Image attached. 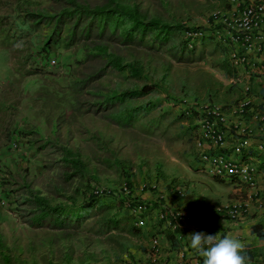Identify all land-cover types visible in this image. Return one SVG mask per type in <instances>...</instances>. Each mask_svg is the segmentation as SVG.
<instances>
[{
	"label": "rangeland",
	"instance_id": "obj_1",
	"mask_svg": "<svg viewBox=\"0 0 264 264\" xmlns=\"http://www.w3.org/2000/svg\"><path fill=\"white\" fill-rule=\"evenodd\" d=\"M89 1L96 4L104 0ZM121 1L139 5L150 18L205 31L214 24V13L228 11L221 9L222 0ZM64 2L0 0V201L9 203L8 207L0 204V238L12 264H131L125 263V243L130 244L128 249L137 251L135 246L140 238L130 228L125 230V222L119 229L101 230L94 211L83 220L78 235L65 237L61 231L31 227L22 202L32 191H39L53 204L68 203L73 189L78 186L82 189L87 184L91 185L87 193L105 189L108 196L102 198L115 204L121 197L110 196V191L133 180L135 190L144 185L147 188L145 201L151 207L148 219L152 223L154 216L159 219L163 205L169 206L162 203V208L157 209L154 205H159L161 195L170 193L165 185L170 176L166 172L173 173L177 160L188 168L198 164L204 172L200 148L195 150L192 141L198 116L182 119V101H207L208 94L213 93L215 102L233 111L243 96V87L222 79L226 58L214 41H207L193 55L185 53L190 62L173 58L177 47H181L178 39L168 45H156L154 49L150 48V42L144 47L112 43L125 55V64L136 63L141 67L142 76L110 72L96 83L101 95L113 90L129 92L150 83L160 87L148 96L126 103L132 105L130 109L141 110L132 127L121 128L95 112L93 93L97 89L81 90L76 85L91 71L92 63L85 61L89 52L86 46L82 43L69 46L64 35L62 41L45 48L49 35L47 23L35 25L28 16L41 11H60ZM209 17L211 25L207 24ZM176 53L180 57V52ZM227 98L231 100L228 107L223 101ZM12 139L20 147L14 152ZM65 148L71 149L86 165L84 179L78 176L65 183L64 174L68 173L62 160ZM176 188L187 192L181 183ZM156 190L158 196L152 193ZM83 197L84 192L78 198V205ZM232 201L235 200L220 202L217 210ZM125 215H131L129 210L118 217L123 219ZM137 227L147 231L148 224ZM152 240L153 237L148 243ZM154 254L158 256V250ZM0 262H4L2 256Z\"/></svg>",
	"mask_w": 264,
	"mask_h": 264
},
{
	"label": "trees",
	"instance_id": "obj_2",
	"mask_svg": "<svg viewBox=\"0 0 264 264\" xmlns=\"http://www.w3.org/2000/svg\"><path fill=\"white\" fill-rule=\"evenodd\" d=\"M62 1H65V5L60 11L52 13L41 11L31 13L28 16L35 22V25L47 23L49 35L45 48H51L54 43L62 41L65 35L64 39L69 46L82 43L86 46V50H89L85 61L92 63L91 71L76 83L81 90L88 87L97 89L98 85L96 83L103 80L110 72L119 74L129 72L136 78L142 76L141 67L136 63L133 65L125 64V55L115 49L112 43H120L125 47H144L150 42L152 44L150 48L154 49L156 45L159 47L168 45L178 39L181 47H177L176 52H180V57L176 52L172 56L178 58L179 62H183V60L190 62L189 57L186 59L185 53L190 52V55H193L198 51V47L190 50L187 46L184 34L189 29L183 25H172L163 22L156 17L150 18L148 13L141 10L137 4L127 5L121 0H104L96 4L89 0ZM206 42L207 40L203 41L202 45L204 46ZM222 50L226 58L222 64V70L227 77H236L226 50ZM159 88L157 83H150L129 92L120 93L118 90H113L107 95H101L100 90L97 89V93H93L96 98L95 106L97 107L95 112L121 128L132 127L138 116V110L141 109H130L131 104L127 105L126 103L132 102L133 99L148 96L159 90ZM210 100L214 101L212 97H210ZM145 108L148 111L150 110L149 107ZM185 116L191 118V115L183 111L181 118L183 119ZM62 155V160L68 169V173L64 174L65 183L74 181L78 176L84 179L86 165L75 157L71 149L65 148ZM132 181L127 180L123 183L129 189L130 194H126L121 187L118 189L113 188L114 190L110 191V196L118 194L122 198L117 200L115 204L104 201L102 197L104 195L108 196L105 189L99 193H87L91 188V185L87 184H83L82 189L80 186L75 187L71 195L68 196V203L53 204L49 197L42 195L41 192L32 191L22 202L25 211L28 212L29 219L27 222L31 227L61 231L63 236L72 237L79 234L83 220L91 217L92 212L95 211L97 212L96 223L101 230L106 228V231L110 232L119 229L122 223L125 222V229L130 228L131 232L137 235L141 229L136 226L132 215H125L123 219L118 217L124 210H130L135 205L146 202L135 196ZM58 192L59 189H56V193ZM83 192L84 199L81 205H78V198L81 197ZM86 194H88L87 197ZM0 256L4 261L0 264H12L4 253V244L1 238Z\"/></svg>",
	"mask_w": 264,
	"mask_h": 264
},
{
	"label": "crops",
	"instance_id": "obj_3",
	"mask_svg": "<svg viewBox=\"0 0 264 264\" xmlns=\"http://www.w3.org/2000/svg\"><path fill=\"white\" fill-rule=\"evenodd\" d=\"M222 1V7L220 5L221 9L229 10L232 8L231 0ZM258 1L264 2V0H242L246 4H253ZM210 21L211 17L207 21L208 25ZM213 23L210 29L215 30L213 29L215 27L214 20ZM252 56L253 59L256 58V66L262 67L261 72L258 71L252 79L255 91L254 100L258 105L256 104L254 113L245 122L241 121V117L235 114L234 110L228 111L230 121L224 127L226 139L223 150L230 153L237 144L241 142L245 143L244 152L255 156L259 161L260 169L256 175V187L252 188L248 185H237L231 181L213 179L205 175L198 164H192L193 169L188 168L181 161L177 160V166L172 170L173 173L166 172L170 176L165 181V185L170 191L172 190V193H175L177 184L181 183L185 186L187 192H185V196L183 197L170 195L169 193L161 195L162 200L159 201V205L155 204L154 206L157 209L158 207L162 208L161 204L165 203L177 212L186 211L192 217L191 226L186 225L181 232L176 233L160 218L158 219L157 216H154L152 223L151 219H148L147 231L141 229L137 234V237L140 238V241L135 246L137 251L128 249L130 244L126 245L127 243H125V263L151 264V261L156 257V264H179L182 261L185 264H203V258L191 250L190 241L187 238L188 235L194 232H203L214 236L219 234L221 238L231 234L240 239L246 247L245 255L248 257V264H251V261L255 257L264 256V205L260 206L261 203H264V153L258 151L259 144L264 143V57L261 55L259 58L260 54L257 51ZM222 77L223 80L226 78L231 80L224 71ZM221 82L223 84L226 83V81L223 82L222 80ZM231 87L230 90H233L234 86ZM210 97L214 99V94L209 93L206 100H210ZM223 101L226 102L227 106L231 105V103H227L231 101L230 99L227 98ZM242 130H245L246 133L243 134ZM192 133V141L196 147L195 150L197 148H200L199 150L206 149L210 152L219 150V148L209 145L202 138H197L196 135L198 133L195 131ZM158 182L162 183L160 179ZM146 191L147 188L144 185L136 189L135 193L138 198L145 199L147 198ZM152 193L158 196L157 190L152 191ZM228 200H240L249 205L245 218L242 221L235 222L224 212L217 210V204ZM151 204L153 205L154 203ZM164 208L165 210L168 209L166 205H163L161 211ZM151 218L153 219V216ZM147 234H151V238L153 237L150 243H148V240H151L150 236L145 237ZM154 250H158V256L156 254L152 255Z\"/></svg>",
	"mask_w": 264,
	"mask_h": 264
},
{
	"label": "built area",
	"instance_id": "obj_4",
	"mask_svg": "<svg viewBox=\"0 0 264 264\" xmlns=\"http://www.w3.org/2000/svg\"><path fill=\"white\" fill-rule=\"evenodd\" d=\"M232 8L228 11L216 12L213 14L215 27L205 31L203 29H189L185 31V39L190 50L199 48L207 38H214L227 51L231 66L236 77L231 78L234 85H243V96L237 103L234 112L241 117V121L254 113V87L253 76L262 67L256 66L253 53L257 51L264 57V2L258 1L253 4H246L242 0H231ZM260 68V69H259ZM183 111L188 115H197V133L212 147L219 148L216 152L200 150V164L204 172L220 181H231L237 185H248L255 188L257 185L256 175L259 173V161L253 155L244 152L245 143L237 144L230 153L223 150L226 131L225 125L230 121L229 112L226 107L215 101H199L198 99H185L181 103ZM243 134L246 133L242 130ZM18 149L14 140L12 150ZM258 151L264 153V143L259 144ZM126 194H130L125 184L121 186ZM96 191L95 193H99ZM170 195H172L170 193ZM176 195L183 197L184 192L177 189ZM3 207H8V202L1 201ZM264 205L261 203L260 206ZM165 208L160 212L159 218L166 223L174 232H181L186 225L191 226L192 217L186 211H175L172 208ZM249 205L246 202L235 200L229 204L220 206L218 211L224 212L235 222L245 218ZM151 211L150 204L142 202L130 209L137 226L147 225L148 213ZM155 257L151 264H156ZM179 264H185L184 261ZM251 264H264V256L255 257Z\"/></svg>",
	"mask_w": 264,
	"mask_h": 264
},
{
	"label": "clouds",
	"instance_id": "obj_5",
	"mask_svg": "<svg viewBox=\"0 0 264 264\" xmlns=\"http://www.w3.org/2000/svg\"><path fill=\"white\" fill-rule=\"evenodd\" d=\"M206 40L207 41L212 40L216 42V44L220 48L222 47L220 43H218L212 37L207 38L204 41ZM221 49H224V48L222 47ZM14 140L18 144L16 139H12L11 151H13L12 143ZM19 148L20 147L18 144V149ZM177 189L178 188L175 189L176 190L175 193H172L169 189L168 190L171 192L172 195H176ZM135 196H136V193H135ZM184 196H185V193H184ZM141 200L145 201V199H141ZM1 201H0V204H1ZM187 238L190 241L191 250L195 251L199 257L203 258V264H248V257L245 255V250H246L245 244L240 239L234 237L231 234L226 235L223 238H221L219 234L214 236L210 234H205L203 232H194L188 235Z\"/></svg>",
	"mask_w": 264,
	"mask_h": 264
}]
</instances>
